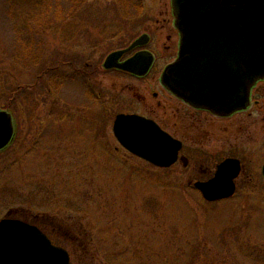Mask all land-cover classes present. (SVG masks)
Returning a JSON list of instances; mask_svg holds the SVG:
<instances>
[{"label":"rangeland","instance_id":"obj_1","mask_svg":"<svg viewBox=\"0 0 264 264\" xmlns=\"http://www.w3.org/2000/svg\"><path fill=\"white\" fill-rule=\"evenodd\" d=\"M71 2L0 0V108L16 126L0 152V220L37 226L70 264H264V144L257 157L253 148L264 128L249 125L246 142L231 130L216 147L179 122L158 82L177 54L170 0ZM143 33L156 56L149 75L101 68ZM119 113L182 141L179 160L161 169L128 153L112 133ZM228 155L243 166L235 194L207 202L193 183Z\"/></svg>","mask_w":264,"mask_h":264},{"label":"water","instance_id":"obj_2","mask_svg":"<svg viewBox=\"0 0 264 264\" xmlns=\"http://www.w3.org/2000/svg\"><path fill=\"white\" fill-rule=\"evenodd\" d=\"M170 4L179 34L178 53L164 67L161 84L189 105L215 114L246 108L251 88L264 79V0H170ZM148 39L142 34L127 48L112 51L103 68L144 77L154 60L149 51L120 59ZM112 122L113 136L130 154L159 168L177 161L182 143L155 121L120 113ZM13 135L11 114L0 110V150ZM240 169V162L230 157L216 167L213 177L193 186L206 201L229 198ZM0 264H70V257L36 226L4 218L0 220Z\"/></svg>","mask_w":264,"mask_h":264},{"label":"flooded vegetation","instance_id":"obj_3","mask_svg":"<svg viewBox=\"0 0 264 264\" xmlns=\"http://www.w3.org/2000/svg\"><path fill=\"white\" fill-rule=\"evenodd\" d=\"M149 41H150V35H149ZM177 46H178V44H177ZM138 50H147V49H145V46L143 48H136L135 50H132L131 52L125 54L120 59V61L130 57L133 53H135ZM177 51H178V47H177ZM153 57H154V62H153V65H152V67H151V69L147 75H149L151 73V71L153 70L155 60H156V58H155L156 56L153 54ZM101 68H102V65H101ZM97 71H98L97 69L93 68V70H91V74L92 73L96 74ZM52 74H54V71ZM132 77H134V76H132ZM135 78H137V77H135ZM143 78H137V79H143ZM158 82H159V86L161 88V92L168 94L169 96H172L180 105V107L177 108V115H178L177 118H178L179 122H181V123H184V121L188 120V122L192 126L191 128H193V134H194V138L196 140L214 137V142L216 143L218 141L217 144L219 143L216 147H218V146L220 147L221 145H225V143H224L225 139H228V141H229L228 136H229L231 130H233V132H234V130L236 131L240 142H241V140L246 142L247 138L248 139L250 138V136L247 137L248 132L249 133L253 132L252 129H248L249 125L253 124L255 126L253 128L255 129V131H257L259 133V135H260V131L263 130V128H264V79L258 80L256 82V84L252 87V89L250 91V96H249V104L247 105V107L242 109V110L235 111L229 115H219V114H215V113L209 111L208 109L206 110V109L196 108L194 106H191L187 102H185L184 100L177 98L173 94H171L161 84L160 78H159ZM154 96L156 97V93H154ZM221 138L223 139V141L219 140ZM252 142H254V141H252ZM256 142H258V145L254 146L253 148L254 149L257 148V151H254L255 155L257 157V155H259L258 149H262V145L264 144V142H263L262 138H258V141H256ZM240 147H242V146L240 145ZM182 148H183V142H182ZM224 150L225 149H223L221 151H224ZM251 151H252V148H251ZM230 157L234 158V159H238L240 161V167H241L240 173H241L243 170L242 161H241V158H238L236 155L225 156L223 159H221L219 161V163H217L215 165V167H214L215 170H216V167L218 166V164H220L222 161H224L225 159H228ZM263 162H264V160H263ZM186 163H187V161L185 160L184 166H186ZM260 171L262 172V165H261ZM240 173H239V175H240ZM235 180H234V184H235V190H236Z\"/></svg>","mask_w":264,"mask_h":264},{"label":"trees","instance_id":"obj_4","mask_svg":"<svg viewBox=\"0 0 264 264\" xmlns=\"http://www.w3.org/2000/svg\"><path fill=\"white\" fill-rule=\"evenodd\" d=\"M71 1H72L71 3H72V4H75V5H77V4L80 3V0H71ZM81 1H82V0H81ZM120 1L123 2V4H122V8L127 7V5H128L129 2H130V0H120ZM54 76H55V74H54ZM57 79H60V78L58 77ZM57 79H54V77H51V78H49V79L47 80V82L49 83V85H54V86H55Z\"/></svg>","mask_w":264,"mask_h":264}]
</instances>
